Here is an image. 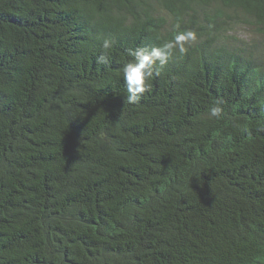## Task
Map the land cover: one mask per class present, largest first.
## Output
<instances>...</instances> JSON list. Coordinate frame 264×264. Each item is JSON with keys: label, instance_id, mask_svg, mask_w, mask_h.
Returning <instances> with one entry per match:
<instances>
[{"label": "trees", "instance_id": "1", "mask_svg": "<svg viewBox=\"0 0 264 264\" xmlns=\"http://www.w3.org/2000/svg\"><path fill=\"white\" fill-rule=\"evenodd\" d=\"M0 264H264V0H0Z\"/></svg>", "mask_w": 264, "mask_h": 264}, {"label": "clouds", "instance_id": "2", "mask_svg": "<svg viewBox=\"0 0 264 264\" xmlns=\"http://www.w3.org/2000/svg\"><path fill=\"white\" fill-rule=\"evenodd\" d=\"M105 47H108V43L105 42ZM166 46L165 48H153L137 49L129 54L134 57L133 62H129L124 66L123 75L124 83L127 89V102L134 104L138 101L140 94L146 91V82L153 76L154 66L159 62L160 65H164L168 61L169 52ZM101 57V60H104ZM222 112L219 106L211 108V115L218 117Z\"/></svg>", "mask_w": 264, "mask_h": 264}, {"label": "rangeland", "instance_id": "3", "mask_svg": "<svg viewBox=\"0 0 264 264\" xmlns=\"http://www.w3.org/2000/svg\"><path fill=\"white\" fill-rule=\"evenodd\" d=\"M234 36L240 37L243 41H247V42L251 41V34L245 28H242L239 31H237V34H234Z\"/></svg>", "mask_w": 264, "mask_h": 264}]
</instances>
